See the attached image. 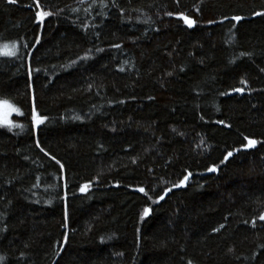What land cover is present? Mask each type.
<instances>
[{
    "label": "trees",
    "instance_id": "obj_1",
    "mask_svg": "<svg viewBox=\"0 0 264 264\" xmlns=\"http://www.w3.org/2000/svg\"><path fill=\"white\" fill-rule=\"evenodd\" d=\"M38 2L0 0V264H264V0Z\"/></svg>",
    "mask_w": 264,
    "mask_h": 264
},
{
    "label": "snow or ice",
    "instance_id": "obj_2",
    "mask_svg": "<svg viewBox=\"0 0 264 264\" xmlns=\"http://www.w3.org/2000/svg\"><path fill=\"white\" fill-rule=\"evenodd\" d=\"M9 2H11V0H9ZM36 7H37V8H40V5H39L38 0H37V3H36ZM35 15H36L37 17H39L40 21L42 22V21L44 20L45 17L52 16L53 13L50 12V11H43V10L41 9L40 11L36 12ZM167 15L172 16L173 13L169 12V13H167ZM258 15H264V13H258ZM180 19H182V20L184 21V23L187 24V26H188L189 28L193 27V26L196 24V21H195V20L190 19V18H188L187 16H184L182 13L180 14ZM232 19H233V20H236V21H239V20H241L242 18L239 17V16H234ZM209 23H212V21H210ZM4 47H5V48H8L9 45H4ZM115 47H120V45H115ZM11 48L14 50V49L16 48V44L13 43V44L11 45ZM101 51H102V49H101ZM5 55H15V51L6 52ZM121 70H123V69H121ZM241 83H242V84H245L246 81L241 80ZM234 91H236V92H241V93H242V92H243V89H242V88H236V89H234ZM0 104H3L6 108L9 109L10 112H11V111H15L17 114H19V115H23V113H21L20 110H19L18 108L13 107V106L9 103V101H7V100H2V101H0ZM45 119H46V117L42 118V117H40V116L36 113V111H35V106H34V104H33V108H32V121H33L36 125H40V124H43V123H44ZM4 123L7 124V125L9 126V129H11L12 127H16V128H20L21 130H23V127H24L22 124H15V125H13V124H11V122L8 121V120H5ZM220 123H223V121H220ZM244 139L247 141V144L244 145L245 148H254V147L256 146V144L258 143L255 139H250V138H248V137H244ZM37 147H40V145H39L38 142H37ZM41 151H43V148H41ZM236 151L239 152L240 149H236ZM232 155H233L232 152H228V153L224 156V158L221 160L220 163H221V164L225 163V162L229 159V157H231ZM53 159H55V157H53ZM56 162H57L58 164L60 163L58 160H57ZM60 166H61V168H63V165H62V164H61ZM217 168H218V166L210 167V168L208 169V171H209V172H216V171H217ZM190 175H191V173L188 174V176H190ZM188 176H185V177H184V180H182L179 184L175 185V187H180L181 185H183L184 182L188 179ZM88 187H89V185H87V184L83 185V186L81 187V191H82V192L86 191V190L88 189ZM138 191L141 192V193H144L145 196H148V193L145 191L144 188H139ZM168 191H171V189H168ZM166 194H167V193H165V195H166ZM149 199H150V197H149ZM159 199H160V200H163V199H164V196H160ZM149 212H150V209L145 208V209H144V213H143V215H144V216H147V215L149 214ZM142 218H143V217H142ZM259 219H260V220H264V215H261V216L259 217ZM223 227H224V225H221V226H220V228H223ZM219 230H220L219 228H218V229H214V231H219ZM188 264H192V262L189 261Z\"/></svg>",
    "mask_w": 264,
    "mask_h": 264
},
{
    "label": "rangeland",
    "instance_id": "obj_3",
    "mask_svg": "<svg viewBox=\"0 0 264 264\" xmlns=\"http://www.w3.org/2000/svg\"><path fill=\"white\" fill-rule=\"evenodd\" d=\"M15 111H9L3 104H0V124H5L4 121L8 120L11 122V119L14 115ZM7 125V124H5ZM38 126V125H37Z\"/></svg>",
    "mask_w": 264,
    "mask_h": 264
},
{
    "label": "water",
    "instance_id": "obj_4",
    "mask_svg": "<svg viewBox=\"0 0 264 264\" xmlns=\"http://www.w3.org/2000/svg\"><path fill=\"white\" fill-rule=\"evenodd\" d=\"M195 26V25H194ZM194 26L193 27H191V28H194Z\"/></svg>",
    "mask_w": 264,
    "mask_h": 264
}]
</instances>
